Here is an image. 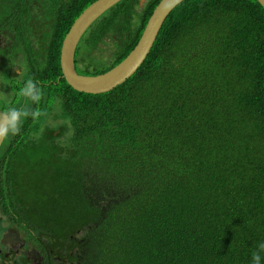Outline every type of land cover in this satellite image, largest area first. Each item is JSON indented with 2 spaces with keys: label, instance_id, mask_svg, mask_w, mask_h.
<instances>
[{
  "label": "trees",
  "instance_id": "16d2710c",
  "mask_svg": "<svg viewBox=\"0 0 264 264\" xmlns=\"http://www.w3.org/2000/svg\"><path fill=\"white\" fill-rule=\"evenodd\" d=\"M94 1L0 0V31L24 42L28 67V32L47 39L39 74L57 103L43 108L58 122H23L17 132L42 126L43 136L1 147L0 220L29 238L49 232L58 264H250L264 241L263 9L184 0L135 74L91 95L61 78L59 51ZM138 1L120 0L86 29L77 73H105L132 51L160 0Z\"/></svg>",
  "mask_w": 264,
  "mask_h": 264
},
{
  "label": "flooded vegetation",
  "instance_id": "af4514ba",
  "mask_svg": "<svg viewBox=\"0 0 264 264\" xmlns=\"http://www.w3.org/2000/svg\"><path fill=\"white\" fill-rule=\"evenodd\" d=\"M32 47L35 49L37 61H33L29 66L26 63L23 55L24 42L16 44L13 33L0 32V112H5L9 108H15L21 112H27V115H21L18 127L21 123L34 125L39 123L47 125L48 128L55 124L56 112L51 109L44 113V105L51 99H56L57 92H53L49 82L44 83V77L47 72L39 74V71H44V66L40 62L46 59V47L40 45V39H45L43 36L37 39L36 42L31 40ZM39 51H45L43 58L38 55ZM31 80L39 90V99L33 102L27 96L23 95L22 89L25 82ZM54 104L56 100H53ZM58 123V122H57ZM56 123V124H57ZM55 124V125H56ZM40 131L19 133L4 137L0 146H4L8 141L15 139L28 138L31 140L38 139L43 136ZM58 129L52 132V135H57ZM21 213L16 210L10 214V218H17ZM24 228L18 227L15 221L0 220V264H58L62 261L61 247L50 238V233L42 231L40 234L33 233L29 238ZM47 237V239H45ZM78 254V249L72 255ZM70 264V262H69Z\"/></svg>",
  "mask_w": 264,
  "mask_h": 264
},
{
  "label": "water",
  "instance_id": "95a60500",
  "mask_svg": "<svg viewBox=\"0 0 264 264\" xmlns=\"http://www.w3.org/2000/svg\"><path fill=\"white\" fill-rule=\"evenodd\" d=\"M119 1L95 0L78 15L66 32L59 51V66L61 78L74 91L91 95L107 93L128 80L144 62L169 12L184 0H160L147 20L139 41L132 51L116 66L105 73L93 76L77 73L74 57L82 35L93 21ZM144 1L139 0V6ZM256 1L264 11V0ZM3 139H0V146Z\"/></svg>",
  "mask_w": 264,
  "mask_h": 264
},
{
  "label": "clouds",
  "instance_id": "9594fccd",
  "mask_svg": "<svg viewBox=\"0 0 264 264\" xmlns=\"http://www.w3.org/2000/svg\"><path fill=\"white\" fill-rule=\"evenodd\" d=\"M146 1L147 0H145L144 3L141 6H139V4H138V6L140 8L143 7L145 5ZM138 3H139V1H138ZM0 32H4V31H0ZM28 34L30 35L31 40H33L34 42H36L37 39L41 38V35H40L39 31H38V35H36V33L34 31H29ZM158 34H157V36H158ZM157 36H156V38H157ZM156 38L154 39L150 50L154 46V42H155ZM39 41H40V44H42V39H40ZM51 91L54 92L53 89ZM22 93H23V95L27 96L33 102H35L36 100L39 99V90H38V88L36 87V85L31 80H28V81L25 82V85H24V87L22 89ZM52 100H56V99H52ZM56 103H57V101H56ZM21 115H27V112L26 111L25 112H21L20 110L15 109V108H9L5 112L0 113V139L6 137L8 135H14L18 131V123H19V119H20ZM72 239H76V238L75 237H72ZM79 241H80V239H78L76 241L77 245L80 244ZM262 252H264V241L259 242L256 245V248L251 252V254H250V264H261V258H262L261 257V253Z\"/></svg>",
  "mask_w": 264,
  "mask_h": 264
}]
</instances>
